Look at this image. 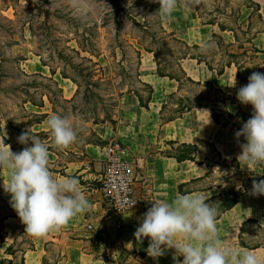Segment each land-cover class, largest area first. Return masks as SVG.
I'll return each mask as SVG.
<instances>
[{
    "label": "rangeland",
    "instance_id": "rangeland-1",
    "mask_svg": "<svg viewBox=\"0 0 264 264\" xmlns=\"http://www.w3.org/2000/svg\"><path fill=\"white\" fill-rule=\"evenodd\" d=\"M83 2L86 7L74 8L70 0H0L2 127L4 128L10 121L12 123L10 127L14 128L17 124L27 130L26 122L32 117L30 116L32 112L24 105V101L32 99L38 103L44 102L46 110L53 112L54 108L60 114H65L78 132V141L67 147L69 153L65 149L55 148L59 156L55 155L54 159L57 160L49 162L51 172L52 169L63 171L62 166L67 160L88 162L89 159L82 154L86 142L101 145L111 142L108 139L103 141L99 139L95 126L97 125V128L102 125L117 126L123 94L133 88L147 90L139 82L138 74L142 75L144 70L141 67L149 66L151 60L154 61L155 70L157 57L162 67L180 74V68L184 69L185 59L180 63L178 57L184 52L195 53L214 67H219L230 59L228 44L218 33L211 38L215 47L207 53L201 49H188L180 44L176 39L187 41L167 28L166 21L158 12L160 6L155 0H83ZM194 5L196 7L195 3ZM198 5L202 13L200 21L216 19L227 23L237 33L240 45L248 47L251 30L241 29L236 21L239 16L238 23H242L241 18L244 16L242 8L245 6L241 0H200ZM239 8L240 13L237 12ZM260 21L263 20L255 14L250 23L255 28ZM172 32L175 36L170 34ZM242 58H245L244 54ZM28 59L30 60L27 61ZM205 62L202 63L206 64ZM35 63L46 66V70H37ZM185 66L192 70L190 64L187 63ZM62 72L76 79L80 84L79 88L70 78H67L70 87H66L61 78ZM195 74L197 77V73ZM181 76L184 97H191L193 104L210 105L220 113L222 120L227 119L220 111L227 109L225 104L235 101L233 95H228L213 82H208L209 80L197 84L188 81L184 74ZM30 104L32 103L28 104L30 109H36ZM165 113L166 117L172 113L176 114L175 111L171 112L170 107L166 108ZM245 118L232 120V123L242 127L249 119L248 116ZM96 119L97 121L99 119L97 124ZM5 131L7 135L11 134L10 129ZM46 141L51 145V137ZM177 148L178 146H174L172 150L166 152L178 153ZM22 149L20 146L15 147L14 152ZM200 149L207 156L208 164L216 169L211 170L210 181L215 184L228 182L225 186L226 191L234 187V184L238 183L236 180L239 179L237 163H227L209 144H202ZM219 166L225 171L222 175L219 174ZM8 176L9 171L0 175L2 181L0 191L3 195L0 196V239L1 235L6 237V234H9V229L22 228L19 218H9L3 225L5 216H17L10 206V196L7 194L8 198H5L3 182L8 180ZM212 203L218 206L220 204L219 201ZM16 233L18 239L16 238L12 245L13 253L5 255L0 251V258L14 257L16 262H20L25 250L33 248L38 240L25 233V229ZM53 233L55 237L61 236L59 231ZM98 235L102 237L101 233ZM9 238L12 240L13 234H9ZM243 240L251 246L264 245V228L254 222H248ZM59 241L58 246H50L51 254L61 255L62 251L67 249L69 239L64 236L63 241L61 239ZM84 248L92 251L90 245ZM50 257L51 255L46 258L47 264H53ZM178 259L182 264L183 258L178 256Z\"/></svg>",
    "mask_w": 264,
    "mask_h": 264
},
{
    "label": "crops",
    "instance_id": "crops-1",
    "mask_svg": "<svg viewBox=\"0 0 264 264\" xmlns=\"http://www.w3.org/2000/svg\"><path fill=\"white\" fill-rule=\"evenodd\" d=\"M252 1L259 4L260 8L256 10V13L262 15L263 21H260V24L253 28V24H250L248 19L253 8L247 6L242 8V14H244L241 18L243 29L247 30L248 25H251V38L247 42L248 47H241L234 32L221 30L217 24H203L192 0H185L186 6L178 4L171 17L166 21L169 30L176 32L179 38L190 44L201 45L203 41L212 38L214 33H218L226 40L229 53L245 51L243 53L244 59L242 58L243 54L236 58H230L232 64L226 66L221 75L217 73L216 69L210 70L206 64L199 63L197 59L188 58L184 60V70L194 81L203 84L205 80H209L228 95L235 97L234 102L225 104V107L232 113H237L239 110L247 113L253 112L251 105H243L237 100L236 93L240 87L248 83V77L253 72L264 73V0ZM254 47L259 48L260 51H255ZM187 63L190 64L192 70L187 69L185 66ZM148 65L141 67L144 70L141 75L142 80L153 88L148 106L141 104L134 91L127 90L122 96L117 126L102 125L97 128L96 125V135L102 141L107 139L111 141L120 140L123 143L125 157L132 160L140 175L151 183L154 200L171 202L177 195L193 193H202L207 196V203L222 200L228 182L215 184L210 181L211 170L215 171L216 169L208 164L207 156L203 154L200 147L202 144L211 145L214 150L221 154L222 159L231 163L233 159H237L241 151L239 144L245 142L243 137H240L239 140L235 137V132L241 128L233 124L224 126L216 123L213 118L214 109L210 105L195 106L180 116L168 120V117L165 116L166 108L170 107L171 112L176 111L179 99L186 98L183 95L184 85H180L176 79L156 74L153 60ZM35 67L37 70H46V66L42 64L35 63ZM195 73H197V77ZM61 78L65 86L69 88L68 79ZM235 80L236 84L233 87ZM140 92L145 94H143L145 98L148 96V92L142 90ZM189 98L191 99V97ZM29 103H24V105L32 113L44 114V112H49V114L41 122L28 126V129L31 128L33 132L49 131L46 122L49 116L55 112L46 110L45 105L30 104L31 107L36 108L30 109ZM201 110L209 111L211 122L209 121V113ZM238 119L240 118L235 117L233 120ZM6 129L11 130L10 135L6 134ZM3 130L10 141L11 150L14 148L13 151H15V147L19 146L25 147V145L18 143L19 135L13 127L6 124ZM179 143L196 144L199 162L178 161L166 152L172 150ZM106 145L86 142L82 154L86 155V159H89L88 162L67 160L62 166L63 171H52L53 176L58 179L66 176L77 178L82 191L92 205L91 210L72 218L65 227L59 230L61 236L55 237L51 231L46 236L38 238L35 246L25 250L22 259L16 264H47L46 258L49 255H51L50 260L53 264H180L179 253L174 248L166 247L164 254L156 258L150 257L147 253L138 255L134 251V233L148 209L139 206L129 211L114 213L103 199L100 187L105 157L104 147ZM64 149L67 153L70 152L69 148ZM55 155L59 156L55 152L49 151V162L57 160L54 159ZM56 163L52 164L55 165ZM237 167L239 179L236 180L238 183L234 185L236 189H242L243 193L233 208L222 213L216 219L218 235L226 246L240 252L252 251L260 259L261 264H264L263 246L249 248L240 244V233L244 222L243 235L248 222H254L264 228V196L249 194L253 180H264V164L248 169L240 165L238 161ZM218 168L219 174H224L225 171L221 166ZM8 171L6 168H0V175ZM1 182L0 178V186ZM138 185L140 186V183ZM180 185H183V189L189 192L181 193ZM0 196H3L1 191ZM5 198H8L7 194ZM9 218L16 219L19 217L10 216ZM89 223L93 225L94 230H89L86 227ZM22 228L25 229L23 224ZM22 228L8 230L9 234H13V239L10 240L7 233L5 242L0 241L2 254L8 255L5 252L7 246L13 244L16 238L18 239L16 232H22ZM99 233H105L108 240L100 237ZM48 236L51 237L46 239ZM64 236L69 239L67 249H64L61 255L59 253L57 255L51 254L50 246H58L59 239L63 241ZM146 240L149 244V239L146 238ZM178 240V237L174 238V242ZM86 245H90L91 252L84 248Z\"/></svg>",
    "mask_w": 264,
    "mask_h": 264
},
{
    "label": "clouds",
    "instance_id": "clouds-1",
    "mask_svg": "<svg viewBox=\"0 0 264 264\" xmlns=\"http://www.w3.org/2000/svg\"><path fill=\"white\" fill-rule=\"evenodd\" d=\"M70 2L74 8L86 7L83 0ZM155 2L160 6L158 12L164 21L171 17L178 4L185 5V0ZM193 2L198 4L200 0ZM200 47L207 53L215 43L209 38ZM235 84L236 80L233 87ZM236 98L253 109L251 117L235 132L237 140L243 137L245 141L239 144L241 151L237 160L250 169L264 164V73L253 72L248 83L237 91ZM46 124L52 147L64 149L78 141V132L68 117L54 113ZM17 140L25 145L19 152H13L10 145L0 142V168L9 170L3 189L25 226V233L42 238L51 231L61 230L78 214L91 210L92 205L77 178L58 179L49 170L47 142L31 128L22 131ZM249 194L264 196V180H253ZM207 199L202 193H193L177 195L171 202L152 201L134 233L136 240L149 239L146 252L153 258L163 255L166 247L174 248L183 257L182 264H261L254 252H240L226 246L219 238L216 227L219 206L207 203ZM177 237L179 240L174 242Z\"/></svg>",
    "mask_w": 264,
    "mask_h": 264
},
{
    "label": "trees",
    "instance_id": "trees-1",
    "mask_svg": "<svg viewBox=\"0 0 264 264\" xmlns=\"http://www.w3.org/2000/svg\"><path fill=\"white\" fill-rule=\"evenodd\" d=\"M241 1L243 3V6H247L248 8H251V7L253 8L251 14L248 17V19L251 20V18L255 14H257L256 13V10H259V8H260L259 7V4L258 3H255L252 0H241ZM195 4H196V11H197L199 17L202 18V13L199 10V5L197 3H195ZM237 12L240 13V8H239V10H237ZM258 17L261 18L262 15L259 14ZM236 21H237V24L242 29L243 28L242 27V23H238L239 22V16H238V20L236 19ZM201 22L204 23V24H217L221 30H230V31L234 32L236 38H238L237 33L227 23L219 22L216 19H209L207 21H203L202 20ZM250 24L248 25L247 31L250 29V26H251ZM170 34L173 35V36H175V34L173 32L170 33ZM215 34L216 33H214V35ZM176 40L180 44H183L188 49H190V48L201 49L200 45H198V44L189 45V43H187V42L181 41L179 39H176ZM254 50L255 51H260V49L257 48V47H254ZM148 51L154 52L152 50H148ZM243 53H245V51L242 52V53H228V56H229V58H236V57L242 55ZM187 58L197 59L199 63L205 62L197 54L190 53V52L181 53L179 55V57H178V60L181 63L182 60L187 59ZM156 60H157V68H156V71H155L156 74H158L160 76H167V77H169L171 79H176L180 83V85L182 84V79H183L182 76H181V74H184V77L188 81H191L193 83L200 84V82H196L190 76H188L187 73H186V71L182 67L180 68V74H179V73H176V72H173V71H168L166 68L162 67L161 64H160V62H159V60L157 59V57H156ZM205 63H206V66H207L208 69H210V70L216 69L217 70V73L219 75H221L224 72L225 67L226 66H230L232 64V61L229 59V60L225 61L219 67L212 66L210 62H205ZM62 77H64V78H70L73 81V83L75 85H77V87L79 88L80 84L78 83V81L76 79H74L73 77L69 76L67 73L62 72ZM241 78L243 79V77H241ZM138 79H139V82L147 88V90H145V91L148 92V96L145 98L143 96V94L140 92L141 91L140 89L133 88V89H129L128 91H134L137 94V96L139 97L141 104L143 106H148L149 101H150V98H151V95H152V92H153V88H152L151 85H149L148 83H145L141 79V74L140 73L138 74ZM208 82H210V81H208ZM185 100H186V102H185ZM27 102H31L34 105L44 106V102L38 103V102H36V101H34L32 99H26L24 101V103H27ZM195 106H198V104H193L192 100L189 97L180 98L179 101H178V108L175 111L176 114L173 113L171 116L168 117V120H172V119L180 116L181 114H183L184 112L192 109ZM53 112H55L57 114H60L54 108H53ZM220 112H223L226 115L227 119L222 120L220 113H218L216 110H214V112H213V118L216 121V123L222 124L224 126L233 124L232 123V120L235 117L240 118V120H245L246 119L245 117L248 116L250 118L251 115H252V113H247V112H245L243 110H239L237 113H232L228 109H225L224 111H220ZM30 114H31L30 116H32V117L29 118L28 121L26 122L28 124V126H31V125H33L35 123H38V122H41L48 115V113H44V114H41V115H38V114H35V113H30ZM60 115L61 116H66L65 114H62V113ZM98 122H99V119H98V121L96 119L95 123H98ZM7 124L8 125H11L12 123L10 121H8ZM233 125L236 126V127H238V128H241V126H238L237 124H233ZM14 128H15V130H16V132H17L18 135H20L22 133V131L25 130V129H22V126H18L17 124H16V126ZM33 133L36 134V135H38L39 137H42L41 139L44 140L45 142H47L46 140L50 137L49 131H40V132H33ZM0 136L2 138V142H4L7 145L10 144L9 139L4 134V130H3V127H2V121L1 120H0ZM90 142L91 141H88V143H90ZM177 146H178V148H177L178 153H173V154L172 153H169L170 156L176 158L178 161L192 160L194 162H199V160L197 159L198 146L196 144L179 143ZM13 149L14 148H12V151H13ZM49 151H53L56 154H58L55 151V147H52V145H49ZM215 152L221 156V154L218 151L215 150ZM232 162L233 163H238V160L235 158V159L232 160ZM52 171H56V170H53L52 169ZM179 187H180V192L181 193H187V192H189V191H186V190L183 189V185H180ZM242 193H243V190L242 189H236V186L228 189L224 193V196H223L222 200H219V202H220V204H219L220 212H219V215L217 216V218H219L222 215V213H224L227 210H230L231 208H233L235 206V204L238 202V199H239V197H240V195ZM10 216H15V215H7V216H5L3 218V225H4L5 220L7 218H9ZM16 217H18V216H16ZM244 225H245V222L243 223V226ZM243 226H242V230H241V233H240V244L242 246H246V247H249V248H257V247H260V246H263L264 247V245L251 246V245L246 244L244 242V240H243ZM0 241L2 243H4L5 242V236L1 235ZM133 244H134V251L138 255H145L147 253L146 252V249H147V247H148L149 244H148L146 238H144L143 241L140 242V241H137L136 238H135V236H134ZM12 245L13 244H10V245L7 246V248L5 250L6 254L11 255L13 253V252H11L12 251ZM0 264H16V260H15L14 257H11V258H9V257H3V258H0Z\"/></svg>",
    "mask_w": 264,
    "mask_h": 264
},
{
    "label": "built area",
    "instance_id": "built-area-1",
    "mask_svg": "<svg viewBox=\"0 0 264 264\" xmlns=\"http://www.w3.org/2000/svg\"><path fill=\"white\" fill-rule=\"evenodd\" d=\"M104 152L100 191L111 210L121 213L139 206L149 209L152 201H155L153 187L140 175L135 163L125 157L123 143L113 140L104 147ZM86 227L94 230L91 223ZM101 236L108 240L105 233H101Z\"/></svg>",
    "mask_w": 264,
    "mask_h": 264
}]
</instances>
